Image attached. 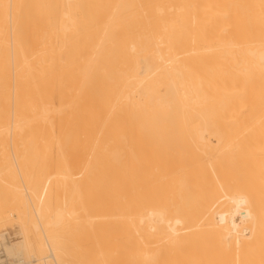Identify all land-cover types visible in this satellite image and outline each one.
I'll return each mask as SVG.
<instances>
[{"label": "bare ground", "instance_id": "1", "mask_svg": "<svg viewBox=\"0 0 264 264\" xmlns=\"http://www.w3.org/2000/svg\"><path fill=\"white\" fill-rule=\"evenodd\" d=\"M0 264H264V0H0Z\"/></svg>", "mask_w": 264, "mask_h": 264}, {"label": "rangeland", "instance_id": "2", "mask_svg": "<svg viewBox=\"0 0 264 264\" xmlns=\"http://www.w3.org/2000/svg\"><path fill=\"white\" fill-rule=\"evenodd\" d=\"M18 230L19 229H18L15 221L11 220V222H9L7 224L6 228L4 230H1V231L5 232V234H6L5 239L7 238L6 239L7 241L10 240V241L15 243L18 240V238H19Z\"/></svg>", "mask_w": 264, "mask_h": 264}]
</instances>
